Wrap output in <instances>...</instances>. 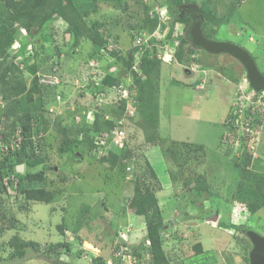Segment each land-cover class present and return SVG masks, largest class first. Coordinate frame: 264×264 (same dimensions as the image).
<instances>
[{"label": "rangeland", "instance_id": "374dc122", "mask_svg": "<svg viewBox=\"0 0 264 264\" xmlns=\"http://www.w3.org/2000/svg\"><path fill=\"white\" fill-rule=\"evenodd\" d=\"M62 1L47 0L48 9L57 8ZM73 2L78 10H85L82 19L86 22V31L91 30L96 21L101 22L100 31L108 38L107 42L119 44L117 54L122 57L133 52L134 60L138 49L133 50L132 34L136 31L129 29L130 23L145 18L146 14L151 18L156 5H160V11L169 10L167 0H119L116 3L89 0L88 6L81 5L80 0ZM179 2L210 12V19L202 25L206 34L245 47L264 73V0ZM66 11L72 16L69 8ZM58 16L55 14L44 23L33 41L23 45L28 50L26 56L15 58L18 67L11 65L7 73L10 78L21 76L30 86L34 76L39 74L40 78L42 70L49 65L46 62L52 63L59 55L63 59L64 83L57 92V101L46 103L50 112L44 110L47 122L45 130L38 135L44 137L42 162L36 161L30 168L44 172L43 185L54 193V198L49 203L29 200L11 187L2 193L0 264H95V258L106 261L116 256L131 263L125 248L142 243V264H150L144 246L147 219L137 214L132 205L138 182L149 186L158 197L165 226L161 232L163 245L173 263L249 264L253 243L248 230L264 236V189L256 188L257 176L264 175V105H257L260 114L249 129L242 123L235 126L236 129L228 128L226 120L232 102L240 86L246 88L247 84L243 63L227 52L210 53L195 46L192 39L194 46L185 42L183 37L188 38L196 20L192 13L187 15L181 11L179 19H175L168 12L162 22L158 14L155 15L156 27L145 31L158 30L153 38H166L165 44L171 52L169 60L161 59L159 134L162 141L158 144L148 141L147 136H152L153 132L150 126L144 128L138 124L142 121L141 115L125 116L124 146L130 158L112 169L109 162L99 160L90 151L84 152L89 141H80L87 140L84 135L88 131L78 134L72 122L68 123L70 116L78 123H83L85 116L91 124L97 112H105L104 119H107L106 115H112L118 108L96 105L98 86L94 87L92 79L87 86H79V79L88 75L96 45L89 38L81 37L75 47L72 24ZM27 37V30L20 28L9 51L14 53L17 43H25ZM179 57L187 62H179ZM45 58H49L48 61ZM101 62L100 72L107 75L110 60L103 58ZM192 62L208 70L207 74L186 70ZM120 70L128 72L127 68ZM201 81L205 85L200 87ZM253 90L250 87L248 92ZM58 94H61L62 104ZM4 105L5 98L0 91V127ZM59 114L70 125L65 134L54 121ZM97 135L98 132L93 134L94 143ZM67 140L71 144L65 150ZM188 140L204 144L206 154L198 148L185 151L188 147H181V142ZM173 141H178L177 145ZM1 145L0 159H3L6 141L1 140ZM244 145L252 161L247 166L248 175L239 177L233 155L240 156ZM171 147L179 152L180 158L171 153ZM228 147L233 148L231 155L227 154ZM23 165L18 173L24 175L30 169ZM6 175L2 178L4 183L9 181ZM252 203H257L256 211L250 209ZM25 241L36 242L37 246L30 245L25 251L21 245ZM199 242L203 251L197 253ZM65 244H69V248Z\"/></svg>", "mask_w": 264, "mask_h": 264}, {"label": "trees", "instance_id": "16d2710c", "mask_svg": "<svg viewBox=\"0 0 264 264\" xmlns=\"http://www.w3.org/2000/svg\"><path fill=\"white\" fill-rule=\"evenodd\" d=\"M180 0H167L168 12L175 19H179V13L182 11L185 14L194 15L196 18L199 13H202L205 17V21L210 19V12L206 10L200 11L195 6H183L179 4ZM119 2V1H118ZM125 7V6H124ZM66 8L71 10V14L66 11ZM204 9V8H203ZM126 10V9H125ZM55 14H58L59 18L64 19L68 24H72L74 29L75 47L79 44L81 37L89 38L96 45L95 54L92 58H98L102 60L103 58H108L110 62L107 63L106 74L102 83L104 85H111L113 83L122 81L124 70L133 65V52L129 55H119L117 52L113 54V61L111 56H105L100 53L101 48L107 43V37L104 33H101L100 27L102 23L96 21L91 30H85V21L82 19L85 16V10H78L73 0H64L55 9H48L47 0H0V88L3 97L5 98V105L3 107V119L0 127V134L2 135L4 141L8 142L16 131L20 128L23 140L19 149L11 154L5 155L3 159H0V194L11 188L18 189L24 196L29 200L44 201L49 203L54 198V193L46 189L44 182V172L32 170L33 164L36 161L42 162V156L45 151L43 145L44 137H38L41 130H45V125L47 120L44 118V110L47 111L46 103L49 101H57V92L61 90V86L64 83V76L61 71L62 67V57L57 56V58L52 61L42 70L43 73H49L57 75L61 78V82L56 85L46 84L40 82L39 74L35 75L32 79L30 86H28L25 80L20 76L15 75L10 78L7 73L11 70V65L16 66L14 63L15 58L19 55L26 56V47L23 45L27 42L33 41L38 31L41 29L44 23L52 20ZM156 22L152 24V22ZM17 25V26H16ZM157 25L156 17H151L146 14L143 19H137V22L130 23L129 29L136 31L137 33H142L145 30H152ZM24 27L27 30L28 37L25 39V43L21 44L14 53L10 52V48L15 42L14 40L18 38V33L20 28ZM204 34L211 38L206 31ZM134 33V32H133ZM188 38H184L185 42H191L190 32H188ZM132 34V38H133ZM166 43L167 39H154L152 42ZM132 43V42H131ZM25 48V50H24ZM134 48L133 50H135ZM157 47L146 48L144 50L140 69L143 76H139L138 73L133 70L134 82L137 87V114L141 115L142 121L140 124L142 127H151L152 136H147L148 141H152L154 144H158L162 141V137L159 134V115H160V105H159V95L161 87V63L162 60L157 57ZM119 55V56H118ZM48 61L49 58H45ZM62 60V61H61ZM112 61V62H111ZM179 62H187L183 58H178ZM11 62V63H8ZM18 63V62H17ZM199 63L200 60H199ZM19 64V63H18ZM202 64V63H201ZM18 66H16L17 68ZM112 67H117L116 70H112ZM120 68V69H119ZM60 89L58 90V88ZM38 95V97H37ZM39 103L41 105H39ZM38 104V105H37ZM44 104V105H43ZM115 107V106H114ZM112 114L111 119H104L105 112L96 113V118L93 123H89L86 117L83 118V123H78L73 116L68 118V123L73 124L76 128L78 134L87 132L84 135V139L80 142L85 143L89 141L88 148L84 147V152L90 151L94 157H97L94 151L95 143L93 141V134L95 132L101 131H112L117 125V118L120 117L126 108L125 104L117 107ZM50 111H47L49 113ZM87 114V112H85ZM50 115V114H49ZM61 133L65 134L70 125L66 123L63 116L59 114L54 120ZM76 123V124H75ZM228 128L233 130V126L229 125ZM91 138V139H90ZM180 142V141H179ZM67 145L65 150L70 148L71 141H66ZM75 143V142H74ZM176 144L178 141H173ZM181 147H188L185 151L191 150L190 148H198L205 152L206 148L203 144H196L194 142L183 141L181 142ZM245 147V145H244ZM241 150V155H233L234 167L237 171L239 177L247 176L250 172L247 168L251 164L252 155L246 150V147ZM170 150L171 153L178 159L180 158L179 152L175 151L173 147ZM227 154L231 155L233 152L232 147H228ZM242 149V148H241ZM191 152V151H190ZM195 152V151H194ZM185 156V155H184ZM98 158V157H97ZM130 158L128 153V148H115L110 150L109 154L99 157L98 159L103 162H109V166L114 169L118 165L122 164L124 159ZM239 158V160H238ZM25 164L30 170L26 173H18L17 168L20 164ZM151 165H149L150 167ZM152 173L155 174L154 168ZM14 173L16 175L15 179H9V183L2 180V178L7 174L8 176ZM6 175V176H7ZM256 188L260 191L264 189V175H258L256 180ZM261 197L263 195L259 194ZM2 201V197L0 199ZM132 205L134 206L135 212L140 215H145L147 219V234L146 239L150 240V247L144 246L146 250L150 253V264H182L173 263L168 257L166 250L163 245V235L161 234L164 229V217L162 213V208L160 206L158 197L155 192L149 187L142 185L141 183H136L135 193L132 198ZM252 211L258 209L257 203H252L250 205ZM2 231L0 227V232ZM25 251L28 250L29 246H37L36 242L25 241L22 244ZM128 245V244H127ZM59 247L63 245H58ZM69 248V244H65ZM143 248V243L141 245H131L128 251H131L136 257L141 261V249ZM197 253L203 251L202 244L199 242L196 245ZM3 260V259H1ZM142 262V261H141ZM95 264H106L104 259L101 257L95 258Z\"/></svg>", "mask_w": 264, "mask_h": 264}, {"label": "built area", "instance_id": "2783aa9c", "mask_svg": "<svg viewBox=\"0 0 264 264\" xmlns=\"http://www.w3.org/2000/svg\"><path fill=\"white\" fill-rule=\"evenodd\" d=\"M160 5H156L154 7V10L150 13L152 17H155V15L158 14L159 21L162 22V20H165L168 16V11H160ZM158 10V11H156ZM155 11V14H154ZM158 30L155 31V33H148L147 31H143L142 33H133V41L132 45L134 48H136V59L134 60L133 65L131 66V69L127 68L128 72L124 73L122 81L113 83L111 85H104L102 83V80L104 79L105 72H100V68L102 66L101 60L98 58H93L90 60V69L88 71V75H84L83 78L79 79V86L85 87L89 84V80L92 79L94 81L93 85L98 86L97 97H96V105H113L115 107H120L122 104L126 105V108L124 110V114L117 118V125L116 127L110 132V131H101L98 133V135L95 138V154L99 158L101 156L109 154L110 150H113L115 148H124L125 146V116L128 118L134 117L137 112L136 102H137V87L134 82L133 73L130 70H135L139 76H143V73L140 69V56L144 52L146 48H152L154 46L157 47V57L160 59H166L169 60L171 56V52L168 51V44L160 43V42H152L153 36L157 33ZM160 37H156V39L159 40ZM167 43V42H166ZM17 47L20 46L19 44L16 45ZM120 46L117 42H107L100 50V53L105 56H111L113 57L114 52H117L119 50ZM118 53V52H117ZM120 54V53H119ZM196 63L192 62V64L189 66V70L194 71H201L204 74H207L208 70L199 68L198 64L194 66ZM112 70H116V67H112ZM247 80L246 88L241 87L238 89L239 93L236 94L234 101L232 102V109L230 111V116L228 118V125H232L234 128L235 126H239L244 124L247 126V129H249L252 125H255L253 122L256 120V117L259 116L260 110H258L257 105H264V91L262 93L257 92L253 90L251 93L248 92L250 85ZM40 82L56 85L61 82L60 77L54 74L49 73H42L40 75ZM245 84V83H243ZM203 86L205 83L201 81L198 86ZM101 86V88H99ZM200 86V87H201ZM244 88V89H242ZM250 93V96H248ZM255 94H259L256 96ZM58 101L60 104H62L61 100V94H58L57 96ZM242 105L243 107H240ZM244 105H247L244 107ZM107 119H111L112 115H106ZM236 129V128H235ZM1 140L4 141L2 135L0 134ZM0 140V147L1 145ZM23 140V136L21 135L20 128L16 131V134L12 136L10 141L6 142L7 145L3 147V151L5 155L11 154L17 149L20 148L21 142ZM238 140H236L237 142ZM20 167V166H18ZM18 171V168H17ZM16 175L12 173L8 176V179L14 180ZM7 183V181H6ZM1 199V195H0ZM146 246L150 247V240L146 241ZM125 250L127 251L126 255L129 257V260L131 263L126 262L124 259H120L116 256V258H109L106 260V264H142L141 261L136 257L135 254H133L131 251H128V248L126 247ZM148 251V250H147ZM148 254L150 255L149 251ZM133 262V263H132Z\"/></svg>", "mask_w": 264, "mask_h": 264}, {"label": "water", "instance_id": "95a60500", "mask_svg": "<svg viewBox=\"0 0 264 264\" xmlns=\"http://www.w3.org/2000/svg\"><path fill=\"white\" fill-rule=\"evenodd\" d=\"M204 21L205 17L202 13H199L190 31L193 44L202 47L210 53L227 52L238 58L245 67L251 87L256 91L264 90V73L260 70L253 55L237 42L208 38L204 34L202 27ZM186 70L189 71V69ZM23 167L24 165L20 164L18 170L22 171ZM248 235L253 243L249 253V264H264V236L254 230H248Z\"/></svg>", "mask_w": 264, "mask_h": 264}, {"label": "crops", "instance_id": "0c3cea01", "mask_svg": "<svg viewBox=\"0 0 264 264\" xmlns=\"http://www.w3.org/2000/svg\"><path fill=\"white\" fill-rule=\"evenodd\" d=\"M88 1L89 0H80V3H81V5H84V6H88ZM106 1H108V0H106ZM109 1H111V2H114V3H116L117 1H119V0H109ZM123 1V0H122ZM20 41H22V39H20ZM20 44V43H19ZM21 45V44H20ZM160 116V115H159ZM160 130H161V120L159 119V132H160ZM161 134V133H160ZM161 136V135H160ZM162 137V136H161ZM180 141V140H179ZM188 142H192V141H190V140H188ZM204 145V144H203Z\"/></svg>", "mask_w": 264, "mask_h": 264}, {"label": "clouds", "instance_id": "9594fccd", "mask_svg": "<svg viewBox=\"0 0 264 264\" xmlns=\"http://www.w3.org/2000/svg\"><path fill=\"white\" fill-rule=\"evenodd\" d=\"M17 44H19V43H17ZM20 45V44H19ZM19 47V46H18ZM15 48H17V46H15ZM190 71V70H189ZM248 79V78H247ZM249 82V81H248ZM250 85V84H249ZM250 87H251V85H250ZM252 88V87H251ZM202 89V88H201ZM254 89V88H253ZM255 90V89H254ZM256 91V90H255ZM262 91H264V90H262ZM257 92H260V91H257ZM230 114V113H229ZM230 116V115H229ZM229 118V117H228ZM227 121H228V119L226 120V123H227ZM227 126H229L228 125V123H227ZM19 166V165H18ZM1 195V194H0ZM211 219H213V218H211ZM148 240V239H147Z\"/></svg>", "mask_w": 264, "mask_h": 264}, {"label": "flooded vegetation", "instance_id": "af4514ba", "mask_svg": "<svg viewBox=\"0 0 264 264\" xmlns=\"http://www.w3.org/2000/svg\"><path fill=\"white\" fill-rule=\"evenodd\" d=\"M196 19V18H195Z\"/></svg>", "mask_w": 264, "mask_h": 264}]
</instances>
